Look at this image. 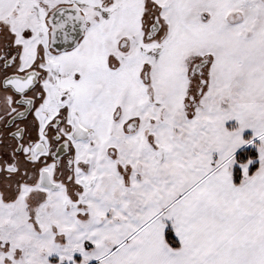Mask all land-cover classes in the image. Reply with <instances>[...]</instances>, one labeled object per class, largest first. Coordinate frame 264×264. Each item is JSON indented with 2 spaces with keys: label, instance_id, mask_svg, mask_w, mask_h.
<instances>
[{
  "label": "snow or ice",
  "instance_id": "snow-or-ice-1",
  "mask_svg": "<svg viewBox=\"0 0 264 264\" xmlns=\"http://www.w3.org/2000/svg\"><path fill=\"white\" fill-rule=\"evenodd\" d=\"M0 264H264V0H0Z\"/></svg>",
  "mask_w": 264,
  "mask_h": 264
}]
</instances>
